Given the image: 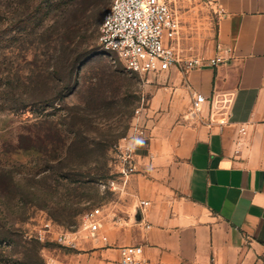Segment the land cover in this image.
Here are the masks:
<instances>
[{"label":"rangeland","instance_id":"374dc122","mask_svg":"<svg viewBox=\"0 0 264 264\" xmlns=\"http://www.w3.org/2000/svg\"><path fill=\"white\" fill-rule=\"evenodd\" d=\"M113 2L0 0V12L15 21L11 28L1 19L14 48L1 45L0 61L18 75L19 92L31 101L18 110L0 109V166L16 177L12 194L0 193V264H28L24 253L35 245L34 264H118L119 257L104 252L112 248L107 241L81 225L95 207L126 199L120 146L158 84L148 81L150 74L127 70L102 45L100 27ZM172 7L184 55L205 57L215 37L216 1L172 0ZM105 140L111 145L103 152L98 142ZM61 231L74 244L60 242Z\"/></svg>","mask_w":264,"mask_h":264},{"label":"crops","instance_id":"0c3cea01","mask_svg":"<svg viewBox=\"0 0 264 264\" xmlns=\"http://www.w3.org/2000/svg\"><path fill=\"white\" fill-rule=\"evenodd\" d=\"M216 6L203 64L149 75L137 171L106 208L113 259L142 245L143 264H264V0Z\"/></svg>","mask_w":264,"mask_h":264},{"label":"built area","instance_id":"2783aa9c","mask_svg":"<svg viewBox=\"0 0 264 264\" xmlns=\"http://www.w3.org/2000/svg\"><path fill=\"white\" fill-rule=\"evenodd\" d=\"M100 41L105 48L118 54L127 70L140 75H159L172 68L188 71L201 66L204 60L200 56L184 55L172 0H114L104 15ZM210 63L216 65L218 59H213ZM206 100L203 94L197 93L193 107L199 109ZM142 109L137 110L133 134L126 138L128 143L120 146L121 176L125 182L137 171L136 146L140 139L147 137L146 126L140 122ZM149 205V201L140 200L138 209L143 212ZM106 211L104 206H100L86 213L81 228L107 241L108 237L103 233L108 218ZM46 227L52 231L50 224ZM39 238L43 239L41 232ZM57 239L68 244H74L75 241L74 238L69 239L68 233L63 231L58 233ZM143 252L142 245L123 246L120 248L118 264H143Z\"/></svg>","mask_w":264,"mask_h":264},{"label":"trees","instance_id":"16d2710c","mask_svg":"<svg viewBox=\"0 0 264 264\" xmlns=\"http://www.w3.org/2000/svg\"><path fill=\"white\" fill-rule=\"evenodd\" d=\"M9 12H10L9 14H11L12 16L14 15L13 12L11 11ZM6 15L5 13L3 14L0 12V22H1V19L4 18L7 21L8 26L13 28L15 26V21L13 20L14 17H8ZM28 21H29V16H26L24 26H27ZM5 42H7V45H4V46H7L6 48H9L8 49L9 51L12 48H14V36L12 35V33L6 34L5 30H0V46L5 44ZM66 48H69V46H67ZM110 76H114V77L118 76V78L122 80L126 79V77L121 76V75H116L114 73L110 74ZM16 77H18V75L14 73L12 69H8L7 71H5V68L2 67V63L0 61V109L1 110L7 109L10 111H14V110H18L19 108L26 107L27 105L31 103L29 97L25 96V94H27L26 91L21 92V93L19 92L18 85H17L18 78ZM23 85L26 86V84H23ZM74 143L76 144V140H73L72 144ZM98 144L102 146L103 152H106L111 145V141L105 140V141L98 142ZM67 177L68 175L65 176V178ZM15 187H16V177H15L14 172L10 168L1 165L0 166V193L4 194L3 196L11 195ZM32 252H34V254L36 253V255H38L39 257V250H38L37 245L34 246V249L27 248V252L24 253L25 255L24 258L25 260H27L28 264H34L31 259L32 255L30 254Z\"/></svg>","mask_w":264,"mask_h":264},{"label":"water","instance_id":"95a60500","mask_svg":"<svg viewBox=\"0 0 264 264\" xmlns=\"http://www.w3.org/2000/svg\"><path fill=\"white\" fill-rule=\"evenodd\" d=\"M138 218V217H137Z\"/></svg>","mask_w":264,"mask_h":264}]
</instances>
